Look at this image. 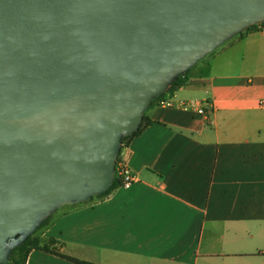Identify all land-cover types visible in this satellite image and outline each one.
<instances>
[{"label":"water","instance_id":"water-1","mask_svg":"<svg viewBox=\"0 0 264 264\" xmlns=\"http://www.w3.org/2000/svg\"><path fill=\"white\" fill-rule=\"evenodd\" d=\"M264 21V0H0V264L105 192L156 96Z\"/></svg>","mask_w":264,"mask_h":264},{"label":"crops","instance_id":"crops-1","mask_svg":"<svg viewBox=\"0 0 264 264\" xmlns=\"http://www.w3.org/2000/svg\"><path fill=\"white\" fill-rule=\"evenodd\" d=\"M166 96L120 148L137 181L63 205L25 264H264V26Z\"/></svg>","mask_w":264,"mask_h":264},{"label":"trees","instance_id":"trees-1","mask_svg":"<svg viewBox=\"0 0 264 264\" xmlns=\"http://www.w3.org/2000/svg\"><path fill=\"white\" fill-rule=\"evenodd\" d=\"M263 26H264V21H261V22L255 23V24L249 26L247 29L243 30L242 32H240V33L234 35L232 38H242V37H244L248 32L255 31V30H259V29H261ZM232 38H230V39H232ZM225 42H226V41H225ZM225 42H223V43H225ZM214 50H215V49H214ZM214 50H213V51H214ZM213 51H212V52H213ZM212 52H210L209 54H211ZM209 54H207L206 56H208ZM206 56L203 57L202 59L198 60V61H197V62H196L191 68H189L187 71H185L182 75L177 76V77H176V78L170 83V85L168 86L167 90H166L164 93H162V94L156 96L155 98H153V99L151 100V102H150V104L148 105L147 108H149L151 105L156 104V102H157L158 99H160V98H162V97H164V96H166V95L173 94V93H174V92H175V91H176L181 85H183L184 83H186V81H187V79H188V77H189L190 72L194 69V67H195L199 62L203 61V60L206 58ZM145 111H146V110H145ZM144 114H145V112H144ZM144 114H143V120H142V123L140 124L139 128H138L135 132H133V133H131V134L125 136V137L123 138V140H122V144H123V142H124L126 139H128V138H130L131 136L137 134V133L142 129V127L146 124ZM122 144H121V146H122ZM119 152H120V151H119ZM118 154H119V153H118ZM119 182H120V181H119V178H118V176H117L116 173H115V176H114V179H113L112 185H111V186H110L105 192H103V193H101V194H98V195H95V196H104V195H106V194H107L108 192H110L113 188L119 186ZM92 198H93V197H91L90 199H92ZM49 217H50V216H49ZM49 217H48L47 219H45V220H44V221H43V222L37 227V229H36V230H35V231H34L29 237L26 238V240H25L22 244H20V245H18V246H16V247L13 248V250H12V252H11V255H10V261H9V263H6V264H25V262H26V258H27V255H28V253H29L33 248H41V247H42V248L46 249V246H42V245H40L39 235H37L36 233H37V231L40 230L44 225L47 224V222L49 221ZM67 258H69V259H71V260H74V261H76V262H79V263H81V264H94V263H90V262H87V261L77 260V259H74V258H71V257H67Z\"/></svg>","mask_w":264,"mask_h":264},{"label":"built area","instance_id":"built-area-1","mask_svg":"<svg viewBox=\"0 0 264 264\" xmlns=\"http://www.w3.org/2000/svg\"><path fill=\"white\" fill-rule=\"evenodd\" d=\"M159 106L164 107H172L175 106L173 102L168 98V96H164L157 100L156 102ZM177 106L183 108V109H193L197 113L207 116L212 111V105L208 101H197V102H185L182 101ZM115 173L119 178V186L127 189L131 187L136 181L137 176L135 172L131 169L129 166L127 159L117 157L116 163H115Z\"/></svg>","mask_w":264,"mask_h":264},{"label":"rangeland","instance_id":"rangeland-1","mask_svg":"<svg viewBox=\"0 0 264 264\" xmlns=\"http://www.w3.org/2000/svg\"><path fill=\"white\" fill-rule=\"evenodd\" d=\"M227 41H229V40H227ZM222 45V44H221ZM221 45H219L211 54H209L208 56H206V58L205 59H207V58H209V57H211V55H214V53L219 49V47L221 46ZM224 45V44H223ZM234 56H235V54H234ZM89 202V200H86V201H83V202H79V203H88ZM62 207V206H61ZM61 207H59L58 209H56L51 215H50V217H49V221H52V220H54L55 218H56V216H57V214H58V211H59V209H61ZM63 207H65V206H63ZM48 221V222H49ZM39 231L40 230H38L37 231V235H39Z\"/></svg>","mask_w":264,"mask_h":264}]
</instances>
